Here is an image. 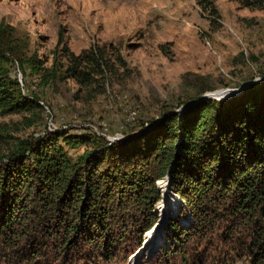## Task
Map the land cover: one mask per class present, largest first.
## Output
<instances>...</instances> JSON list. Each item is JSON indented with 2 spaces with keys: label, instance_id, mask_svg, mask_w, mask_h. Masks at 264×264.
Returning <instances> with one entry per match:
<instances>
[{
  "label": "rangeland",
  "instance_id": "1",
  "mask_svg": "<svg viewBox=\"0 0 264 264\" xmlns=\"http://www.w3.org/2000/svg\"><path fill=\"white\" fill-rule=\"evenodd\" d=\"M0 26L24 63L7 52L8 74L38 104L0 113V166L54 131L128 142L197 95L223 102L264 81V0H0ZM90 47L100 68L90 84L76 82L65 71L68 54ZM31 56L49 72L31 69ZM62 146L72 162L91 149ZM170 183L168 173L155 182L154 210L166 219L147 231L151 199L138 203L125 187L108 197V229L95 235L66 234L61 220L28 199L33 213L20 218L32 228L26 240L0 236V264H258L259 220L216 193L188 208ZM170 222L185 234L174 237Z\"/></svg>",
  "mask_w": 264,
  "mask_h": 264
},
{
  "label": "trees",
  "instance_id": "2",
  "mask_svg": "<svg viewBox=\"0 0 264 264\" xmlns=\"http://www.w3.org/2000/svg\"><path fill=\"white\" fill-rule=\"evenodd\" d=\"M7 52L24 64L16 43L0 26V113L33 111L37 100L23 95L20 82L8 74ZM68 62L67 76L83 84H90L100 68L93 47L79 55L69 53ZM27 63L49 72L32 56ZM187 103L180 111L163 112L128 142L108 145L101 137L58 130L27 143L21 153L9 154L0 166V236L27 239L33 222L20 217H30L32 201L61 220L66 234L105 232L108 197L124 187L122 192L137 194L138 203L151 199L147 231L161 217L153 212L160 199L155 182L169 172L172 189L188 208H199L209 193H216L226 207L259 220L261 239L254 246L260 250L258 264H264V81L223 102L197 95ZM61 142L70 147L89 144L91 149L72 162ZM64 211L71 212L72 220L59 216ZM169 225L174 237L185 234L174 222Z\"/></svg>",
  "mask_w": 264,
  "mask_h": 264
},
{
  "label": "water",
  "instance_id": "3",
  "mask_svg": "<svg viewBox=\"0 0 264 264\" xmlns=\"http://www.w3.org/2000/svg\"><path fill=\"white\" fill-rule=\"evenodd\" d=\"M205 98H208V99H213L214 97L213 96H211V95H204V96H202L201 97V99H205ZM191 103H187V104H185V105H183L182 106V108L181 109H184V108H186L188 105H190ZM168 175H169V172H168ZM154 212H155V210H154ZM155 228V226L152 228V229H154Z\"/></svg>",
  "mask_w": 264,
  "mask_h": 264
},
{
  "label": "bare ground",
  "instance_id": "4",
  "mask_svg": "<svg viewBox=\"0 0 264 264\" xmlns=\"http://www.w3.org/2000/svg\"><path fill=\"white\" fill-rule=\"evenodd\" d=\"M165 219H166L165 217H162V219H160L161 221L159 220V222L162 224Z\"/></svg>",
  "mask_w": 264,
  "mask_h": 264
},
{
  "label": "built area",
  "instance_id": "5",
  "mask_svg": "<svg viewBox=\"0 0 264 264\" xmlns=\"http://www.w3.org/2000/svg\"><path fill=\"white\" fill-rule=\"evenodd\" d=\"M48 126H50V124H48ZM48 129H50V127H48Z\"/></svg>",
  "mask_w": 264,
  "mask_h": 264
}]
</instances>
